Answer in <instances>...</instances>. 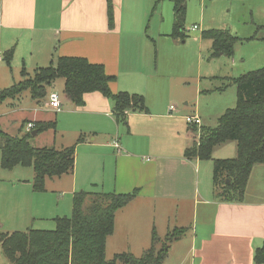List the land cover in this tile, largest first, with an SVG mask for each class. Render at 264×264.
<instances>
[{
	"label": "crops",
	"instance_id": "crops-1",
	"mask_svg": "<svg viewBox=\"0 0 264 264\" xmlns=\"http://www.w3.org/2000/svg\"><path fill=\"white\" fill-rule=\"evenodd\" d=\"M111 1L112 28L108 25L107 0H0V48L12 46L10 49L16 53L24 37V59H36L33 70L50 65L59 56L85 57L91 63L102 64L107 74L115 76L109 84L111 92L145 96L147 111L129 112L122 123L113 114V101L99 92L84 94V104L75 106L63 91L64 80L60 108L55 110L49 104V94H58L56 79L47 86L43 99H34L28 90L1 98L0 102L12 98L20 104L22 93L27 91L36 103L30 100L18 121H6L0 115V129L17 135L7 129L11 121L15 123V131L22 134L28 123L55 120L57 125L56 113L71 114V126L76 127V141L72 143L75 144L73 171L47 178L56 181L59 195L66 201L70 198L72 208L73 194L81 190L133 194L114 213L113 232L106 240V256L108 252H130L136 256L138 251L151 246L153 236L159 242L172 233L173 242L162 264H256L254 251L264 244V197L246 199L247 183L241 201L217 198L206 176L207 170L201 172V160L184 155L195 134L185 117L195 112L185 108L171 110L172 105L162 103L161 79L172 73L166 64L172 62L175 57L172 52L179 47L177 38L170 35L172 1L157 4L161 5L160 13L149 25H145L147 16L157 0H146L139 5L134 0ZM194 25L198 28L194 23L191 29ZM44 61L48 65H42ZM199 70L193 79L195 88L201 86ZM197 93L201 91L197 89ZM226 106L228 103L222 102L215 105L216 118ZM50 130L54 133L50 145H32L71 146L56 142V130ZM40 134L37 132L32 137ZM79 136L84 139L77 143ZM114 141L119 149L113 146ZM32 179H17L16 188L11 187L22 203L8 217L4 218L1 212L0 229L5 227L2 234L34 228V216L40 215L42 196L33 189ZM1 264L9 262L2 259Z\"/></svg>",
	"mask_w": 264,
	"mask_h": 264
},
{
	"label": "trees",
	"instance_id": "trees-1",
	"mask_svg": "<svg viewBox=\"0 0 264 264\" xmlns=\"http://www.w3.org/2000/svg\"><path fill=\"white\" fill-rule=\"evenodd\" d=\"M161 1L157 0L154 8ZM170 1L173 4L170 35L182 38L187 0ZM107 17L109 28H112L111 0H107ZM201 38L211 40L212 55H231L238 41L222 30L202 31ZM252 38L264 41V34ZM12 55V49L5 51L7 63ZM21 75V81L0 90V99L22 90H28L34 99H43L47 86L62 78L63 91L75 106L84 104V94L99 92L113 101V114L122 123L129 112L147 111L142 95L122 91L112 93L109 84L115 76L107 74L102 64L91 63L85 57L59 56L50 65L35 68L32 75L23 68ZM234 83L235 106L218 117L216 126L200 127L202 133L198 144L192 142L184 153L187 158L207 160L211 158L214 146L229 140L236 142L235 157L213 160V192L224 201H241L253 166L264 164V65L239 75ZM55 128L56 121L53 120L36 123L22 135H11L0 129L1 166L5 169L17 165L30 166L34 173L32 186L35 191L43 190L47 178L73 171L75 144L63 148H37L31 143V131L40 133ZM193 131H196L194 127ZM83 139L79 136L77 143ZM132 197V193L75 192L71 215L54 218V229L30 228L0 234L1 251L9 264H162L168 244L157 252L152 247L147 248L140 256L121 252L106 258V240L113 232L114 213ZM154 239L153 236L152 242ZM253 260L256 264H264V244L255 249Z\"/></svg>",
	"mask_w": 264,
	"mask_h": 264
},
{
	"label": "rangeland",
	"instance_id": "rangeland-1",
	"mask_svg": "<svg viewBox=\"0 0 264 264\" xmlns=\"http://www.w3.org/2000/svg\"><path fill=\"white\" fill-rule=\"evenodd\" d=\"M145 1L134 0V4L136 2L138 5L144 4ZM132 3L130 1V4ZM154 6L155 3H153L151 10H149L145 25H149L150 21L160 13L161 5H157L155 8ZM165 13L166 10L164 8L162 16L164 20ZM157 21L160 22V18ZM194 23L198 25L197 29H191ZM160 24L163 26L164 21ZM261 27H264V0H187L184 33L182 38H177L179 47L172 52V56L173 54L175 56L172 60L174 62L166 64L172 73L169 72L163 75V79H161V84L163 85L162 93L164 95L162 103H165L167 106H174L175 110L185 108L188 112L193 111L191 113H195L192 115L198 117L201 114V118L199 117L202 120L201 126H216L218 117L216 118L215 116V105L218 102L220 104L221 102L222 104L228 103V106H226L228 109L234 107L236 104V85L234 80L239 75L258 69L264 65V41L252 38L253 36L258 37L264 34V29ZM208 30L226 31L229 35L238 38V41L234 44L233 53L231 55H212L211 40H200L202 31ZM24 39L23 37L19 41L16 53L13 52L9 63L4 59V53L12 46L0 48V90L22 80L23 77L20 72L23 66L28 75H32L33 73L36 59H31L30 57L24 59V51L22 50V45L25 43ZM154 52L157 53V44L155 45ZM42 65H48V61H44ZM198 70L199 72L201 71V86L200 88H195L194 80ZM57 80L56 91L60 98L62 96L61 82H63V79L58 78ZM197 89L201 91L200 94L197 93ZM198 98H200L199 104ZM19 100L20 102L22 101L20 104L16 99L13 100L12 98L0 102L1 119L18 121L23 112L21 110L29 107V104H31L30 100L36 103V100L31 99L27 91L22 93ZM14 107H18L19 109L13 110ZM197 110L199 111V115L196 114L198 113ZM56 115L58 121L54 136L56 137V142L62 141L68 145H72L76 141V127L71 126V114L61 112L56 113ZM73 123L75 124V122ZM8 124L7 129L10 133L23 134L15 131V123L13 124L10 121ZM42 132L37 138H31L33 145L51 144L54 135L52 130L47 129ZM201 133L202 130L195 131L193 142L196 144H198L201 138ZM235 155L236 142L229 140L214 146L210 159L201 160V172L207 170L206 176H208L210 184L212 183L213 160L233 158ZM32 175L33 169L30 166L17 165L12 169L3 168L1 166L0 153V184L3 185L2 189H0V214L2 212L4 218L8 217L10 211L20 207L22 203L21 199L17 196L18 193L15 192V189L11 188H16L17 183L15 180H31L33 178ZM56 187H58L56 181L45 180L44 188L39 193L42 196V208L40 209L39 217L34 216V228L54 229V217L71 215L70 198L66 201L62 195H59L60 192L56 190ZM259 197H264L263 164H257L252 172L248 182L246 199L255 200L259 199ZM4 231L5 227H2L0 234ZM172 235L171 233L166 238L163 237L159 242L156 237L150 247L157 252V250H161L167 244L171 246L173 238L172 240L170 238ZM142 253L143 251L140 250L136 253V256H140ZM113 255L111 252H108L106 258L110 259ZM2 259L6 261L0 247V264L2 263Z\"/></svg>",
	"mask_w": 264,
	"mask_h": 264
},
{
	"label": "built area",
	"instance_id": "built-area-1",
	"mask_svg": "<svg viewBox=\"0 0 264 264\" xmlns=\"http://www.w3.org/2000/svg\"><path fill=\"white\" fill-rule=\"evenodd\" d=\"M193 28L196 29L197 26L194 25ZM49 100H50L49 104H50L51 108H53L55 110H59L60 101H59L58 94L56 92H51L49 94ZM170 109L173 110L174 106H170ZM185 120H186L187 124L190 125L192 128L194 127L196 129V131L200 130L201 121H200V118L198 116L188 115V116L185 117ZM33 126L34 125L32 123H28L27 126H26V130L30 131L33 128ZM113 146L116 149H119V147H120L117 141L113 142Z\"/></svg>",
	"mask_w": 264,
	"mask_h": 264
},
{
	"label": "water",
	"instance_id": "water-1",
	"mask_svg": "<svg viewBox=\"0 0 264 264\" xmlns=\"http://www.w3.org/2000/svg\"><path fill=\"white\" fill-rule=\"evenodd\" d=\"M37 133V130H33V131H31V135L33 136V135H35Z\"/></svg>",
	"mask_w": 264,
	"mask_h": 264
}]
</instances>
